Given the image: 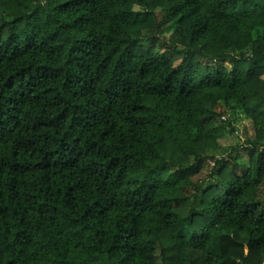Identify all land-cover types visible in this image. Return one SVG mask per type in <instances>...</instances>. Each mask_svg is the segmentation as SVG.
Here are the masks:
<instances>
[{
    "label": "trees",
    "instance_id": "16d2710c",
    "mask_svg": "<svg viewBox=\"0 0 264 264\" xmlns=\"http://www.w3.org/2000/svg\"><path fill=\"white\" fill-rule=\"evenodd\" d=\"M0 264H264V0H0Z\"/></svg>",
    "mask_w": 264,
    "mask_h": 264
},
{
    "label": "rangeland",
    "instance_id": "374dc122",
    "mask_svg": "<svg viewBox=\"0 0 264 264\" xmlns=\"http://www.w3.org/2000/svg\"><path fill=\"white\" fill-rule=\"evenodd\" d=\"M166 36L168 37L169 33H166ZM231 122L236 127V133H234V135L232 136H228L220 139L222 146L221 152H223L224 154L229 152L233 146L237 145L238 143L237 141L243 142L245 138L253 135V130L250 121L244 118L240 111H236L232 114ZM238 153H239L238 161L243 164L246 163L247 161L246 152L244 150H240L238 151ZM206 175L207 172L204 171L200 173L198 176H196L194 179L200 181L204 179Z\"/></svg>",
    "mask_w": 264,
    "mask_h": 264
}]
</instances>
